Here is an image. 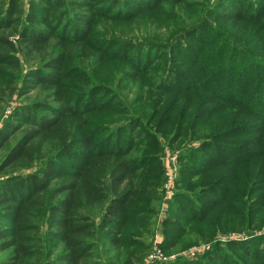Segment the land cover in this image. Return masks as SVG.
Listing matches in <instances>:
<instances>
[{
    "label": "trees",
    "instance_id": "1",
    "mask_svg": "<svg viewBox=\"0 0 264 264\" xmlns=\"http://www.w3.org/2000/svg\"><path fill=\"white\" fill-rule=\"evenodd\" d=\"M24 1L0 0V109L13 96L47 95L17 107L0 128V219L11 225L0 222V252L10 250L0 264H102L98 252L104 241L117 247L133 223L147 222L140 211L148 210L149 193L139 181L152 182L140 178L143 166L128 157L131 149L123 153L113 146L129 133L150 143L144 123L151 125L178 101L205 110L200 122L169 117L171 128L183 122L199 128V134L221 135L211 146L255 133L264 149V13L258 17L253 5L236 21L218 14L228 0ZM177 47L176 57L190 61L186 72L171 64L148 65L145 73L151 78L125 73L143 68L146 60L160 62V54L170 48L175 53ZM28 59L37 64L23 74L22 60ZM180 81L178 91L174 85ZM122 84L134 87L139 98L131 114L119 99ZM103 93L114 97L104 109L106 119L113 114L127 118L121 135L105 143L84 128ZM67 155L75 164L62 162ZM260 163H243L248 182L255 181ZM257 180L264 186L262 174ZM209 215L201 221L189 216V223L197 225L191 227L193 234L206 237L222 227L224 218L219 222ZM169 231L166 242L174 248L182 233ZM49 239L59 242V252L53 253ZM134 244L131 239L128 246ZM261 252L253 264H264V246ZM136 257L124 252L122 259L114 256L104 264H134Z\"/></svg>",
    "mask_w": 264,
    "mask_h": 264
},
{
    "label": "rangeland",
    "instance_id": "2",
    "mask_svg": "<svg viewBox=\"0 0 264 264\" xmlns=\"http://www.w3.org/2000/svg\"><path fill=\"white\" fill-rule=\"evenodd\" d=\"M246 1L228 0V5L222 7L218 14L230 16L227 19L241 20V16H246V12L253 5L255 10L259 11L258 17H261L264 13V3L258 2L264 1L248 0L245 4ZM24 2L27 4L28 0ZM196 2L199 4L200 0ZM241 4H244V7ZM252 16H249L248 21ZM134 36H140V33L135 32ZM127 38L129 37L125 39ZM191 45L192 49H195V45ZM182 47L186 52V41L182 43ZM178 53V47L175 53L170 48L159 55L162 61L146 60L143 68H128L125 73L131 74L130 77L141 73L146 74L145 78H151V72L145 73L148 65L169 68L171 64L175 70L186 72L190 68V61L186 57H176ZM36 64L34 59L22 60L23 74ZM182 84L180 81L174 85L175 89L180 91ZM119 88L123 89L118 93L119 99L127 102L131 114L139 100L138 97L134 98L135 88L123 84ZM139 94L144 96L141 92ZM46 95L45 92L37 94V91H30L25 97L13 96L6 101L0 109V128L2 122L14 114L17 107L31 103L28 101L32 99H38L40 102ZM113 98L109 99L106 93H103L92 107H97V110L90 112L84 121L85 130L91 129L94 135L99 136L101 143L107 142L111 135H121L123 130L120 128H125L127 118L117 114H113L110 120L105 117L104 109L112 105L110 103ZM51 105L56 113V104ZM174 108L178 109L176 115L173 113ZM204 110L203 105L178 101L175 107L166 109L163 116L151 125L150 121L144 123L142 130L147 132L146 137L151 140L150 143H143L142 139H135L136 136L129 133L123 134L121 140L113 146H119L123 153L131 149L128 157L137 159L143 166L140 178L145 176L152 182L147 183L142 178L139 181L146 195L149 193L146 205L148 210L140 211L147 215V222L142 220L133 223L135 227L128 228V237L120 239V245L117 247H110L104 241L98 252L102 264L114 256L118 260L122 259L124 252L136 254L134 264H145L148 256L154 252H159L160 258L153 264H175L177 260L184 264H253L254 259L261 258L264 246V197L258 196L263 194L264 186H261L262 181L257 180L259 174L264 176V149L258 147L261 136L253 133L242 141L227 140L223 141L221 146L218 143L211 146V142L221 138V135L211 137L199 134L200 129L188 123H176L177 127L172 128L167 123L171 116L180 119L193 118L200 122ZM42 114L51 115L46 111ZM149 118L150 115L147 119ZM237 142H243L244 146L235 145ZM71 158L72 155H67L62 162L75 164ZM255 159H261L262 163L257 166L255 181L250 183L242 172V165ZM141 196L143 195L138 192L137 199ZM257 206L260 208L255 209ZM138 207L134 202L132 208L137 210ZM209 213L210 217L219 222L224 218L222 227H214L206 237L193 234L191 227L197 228V225L189 223V216L193 214L191 220L201 221ZM184 215H187L186 219L181 221ZM257 217L259 218L256 219ZM96 221H99V216ZM0 222L5 227L11 226L7 219H0ZM214 222L210 220L207 224L213 226ZM140 227L142 230L139 232ZM169 230L182 233L181 241L174 248H169L166 242ZM131 239L135 240V244L128 246ZM58 243L55 239H49V245L54 248L53 253L60 251L61 246ZM245 248L248 249V254L243 253ZM9 252L10 250L0 252V260L7 257Z\"/></svg>",
    "mask_w": 264,
    "mask_h": 264
},
{
    "label": "built area",
    "instance_id": "3",
    "mask_svg": "<svg viewBox=\"0 0 264 264\" xmlns=\"http://www.w3.org/2000/svg\"><path fill=\"white\" fill-rule=\"evenodd\" d=\"M160 258V253L159 252H154L150 254L145 262V264H153L154 261Z\"/></svg>",
    "mask_w": 264,
    "mask_h": 264
}]
</instances>
